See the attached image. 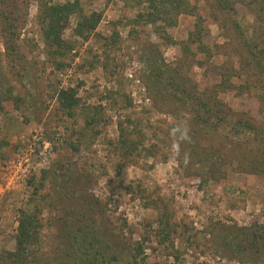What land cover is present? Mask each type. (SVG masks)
Masks as SVG:
<instances>
[{
    "label": "rangeland",
    "instance_id": "rangeland-1",
    "mask_svg": "<svg viewBox=\"0 0 264 264\" xmlns=\"http://www.w3.org/2000/svg\"><path fill=\"white\" fill-rule=\"evenodd\" d=\"M80 1L86 16L102 14V20L85 40L75 35L80 21L78 15L72 16L63 36L72 50L67 45L61 57L49 53L38 0H16L15 9L22 23L19 60L6 58L0 37L8 87L13 92L6 103L2 102L0 92V141L8 144L0 150V264H12L7 254L15 250L18 221L22 212L33 209L30 200L34 188L48 170L54 176L47 180L44 193L59 203L57 209L44 211L43 246L35 264H63L67 234L61 223L64 210L71 205L79 208L84 200L106 208L103 225L110 234L117 235L123 228L126 240L132 237L139 241L145 233L150 234L145 231L148 225L156 229L157 212L148 207V199L128 193L127 186L145 190L151 200L161 197L170 204L180 230L187 231V239L194 240L190 245L185 238L175 241L176 249L183 254L180 264H264V239L258 243L259 253L254 250L252 255L235 253L222 240L245 228L252 229L249 233L256 230L264 235V229H258L264 226V176L245 173L237 166L241 155L253 159L257 145L251 142L236 148L233 145L236 139L228 132L214 135L213 146L229 155V161H219L222 173L216 179H208L206 175L202 179L199 168L185 163V152L192 142L190 115L185 111L179 113L185 127L179 122L184 130L175 134L172 130L178 123L172 115L175 105L154 98L149 92L153 71V63H148L150 58L158 60L161 68L190 65L184 69L185 81L199 92L218 83L213 67L197 64L207 59L197 45H191L189 52L183 51V43H187L197 18L180 16L177 27L169 30L176 44L167 45L153 33L151 26H129L136 14L134 8L125 6L131 0ZM234 1L246 27L264 36V0ZM198 4L204 26L211 34L213 57L209 63L221 66L228 58L223 47L231 40L230 33L214 21L205 1ZM258 11L261 19L256 15ZM222 20L231 29L230 20L223 17L221 23ZM115 34L120 36L116 47H107ZM69 89H74L80 99L75 120L64 115L58 103L60 92ZM110 96L118 101L117 105ZM259 96L261 93L227 92L219 97L240 117L261 125L264 100ZM96 107L102 109L106 120L104 127L99 128L101 134L93 145L83 146L81 153L74 154L67 142L72 140L73 130L85 127L83 111ZM128 118L143 121L145 147L118 176L119 158L111 143L118 142V124ZM201 143L210 145L204 140ZM69 177L78 183L77 187L65 183ZM64 183L68 189L61 190L57 185ZM75 191L78 196L72 197ZM150 235L152 243L146 252V264H174L169 251L158 244L159 238L152 232Z\"/></svg>",
    "mask_w": 264,
    "mask_h": 264
},
{
    "label": "trees",
    "instance_id": "trees-1",
    "mask_svg": "<svg viewBox=\"0 0 264 264\" xmlns=\"http://www.w3.org/2000/svg\"><path fill=\"white\" fill-rule=\"evenodd\" d=\"M201 1L207 3L212 18L219 23V27L230 33L231 40L226 47H223L228 58L221 66L209 63L213 57L212 46L209 43L211 34L204 26V19L199 13L198 3ZM38 2L45 33L44 38L50 49L49 53L53 57L63 56V52L67 51L65 49L67 45L68 50H72L63 37L72 16L78 15L80 21L75 29V35L85 40L98 28L102 20V14L93 13L86 16L80 0H65L63 3L59 0H38ZM15 4L16 0H0V37L3 41L4 55L14 62L20 57L18 42L22 32V23ZM125 6H131L136 10L135 17L129 22V26L133 28L151 26L153 33L167 45L176 44L169 30L177 27L180 16L197 18L187 43H183V51L189 52L191 45L198 46L200 52L207 59L197 64L203 68L205 66L213 67V72L218 79V83L213 88L199 92L197 88L189 87L184 74V69L190 67L187 63V66L180 64L172 69L166 65L161 68L160 62L154 58H150L148 61V63H153L149 92L153 93L154 98L164 99L175 105L172 114L178 121L172 127L175 134L184 130L181 129V125L185 127V122L181 120L179 113L185 111L190 115L189 135L192 142L185 152V163L199 168L202 179L204 175L208 179H216L222 173L220 170L222 165L219 161H229L230 156L220 153L219 148L213 146L212 137L228 132L227 134L236 139V142L233 143L236 148L245 144L247 146L251 142L257 145L253 159L245 158L246 154L241 155L243 157L237 163L238 168L248 174L264 176V123L259 125L243 118V116L240 117L228 108L219 97L227 92L236 95L255 92L261 93L259 98L264 100V36H258L257 33L251 32L246 27L243 19L239 18L237 4L234 0H196V3L191 0H131ZM260 13L256 12L259 19H261ZM223 17L230 20L231 29L228 30L224 26L223 20L221 23ZM119 39V34H115L107 47H116ZM59 67H62V64ZM236 81L239 82L236 84ZM8 86L9 79L5 74L3 55L0 52V92L3 103L12 99L13 92ZM110 99L114 105L118 104L114 96H110ZM58 103L62 113L69 119L77 118L80 99L77 98L74 89L61 91ZM100 110L102 111L100 107H96L83 111L85 127L73 130L76 139L73 140L72 134V140L67 142L69 149L74 154L81 153L83 146L93 145L101 134L99 128L104 127L106 120ZM147 127L151 128V126ZM145 128L141 119L128 118L126 122L118 124L119 140L116 143H111L119 158L116 166L118 176L125 167L133 163L131 161L135 157L141 155L139 151L145 147ZM90 133L92 134L88 138ZM229 135L226 137L228 138ZM86 139L87 141H85ZM202 140L209 142V147L203 146ZM6 145H8L6 142L0 141V150ZM154 147V149L157 148V146ZM148 153L153 155L152 150H148ZM52 172L51 170L43 172L39 185L35 186L30 200L33 209L29 212H22L18 221L15 250L7 254V260L12 264H35V260L42 251L45 229L44 211L57 209L59 203L49 193H44L47 180L54 176ZM72 180L69 177L65 183L77 187L78 183ZM65 183L57 186L61 190H66L68 188ZM125 190L128 193L138 194L142 200L148 199V207L157 212L155 221L157 228L154 229V226L148 225L145 231H150V234L154 233L159 238L158 244L169 251L168 255L173 258L174 264H180L183 254L181 250L176 249L175 241L185 238L187 244L190 245L194 243V240L191 237L187 239V231L180 230V225L174 220L175 214L170 204L161 197L151 200L146 191H142L140 188L127 186ZM76 196H78V191L72 193V197ZM80 198L84 197L81 195ZM100 207L96 202L84 200L83 205L79 208L71 205L68 210H64L61 223L67 234L62 250L63 264H146L148 259L146 252L152 243V236L145 233L139 241H134L132 237L126 240L123 228L117 235L112 232L110 234V230H107L106 225H103L105 224L106 208L101 207V210L98 211ZM184 229L187 230V227ZM258 229H264V226H259ZM251 231L252 229L245 228L240 233H231L229 230L230 236L223 237L222 240L227 246H232L235 253L244 252L252 255L254 250L259 253L258 243L264 239V235L256 230L249 233Z\"/></svg>",
    "mask_w": 264,
    "mask_h": 264
}]
</instances>
